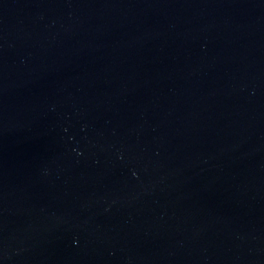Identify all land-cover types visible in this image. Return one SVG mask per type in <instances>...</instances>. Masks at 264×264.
Instances as JSON below:
<instances>
[{
    "label": "water",
    "instance_id": "water-1",
    "mask_svg": "<svg viewBox=\"0 0 264 264\" xmlns=\"http://www.w3.org/2000/svg\"><path fill=\"white\" fill-rule=\"evenodd\" d=\"M0 264H264V0H0Z\"/></svg>",
    "mask_w": 264,
    "mask_h": 264
}]
</instances>
